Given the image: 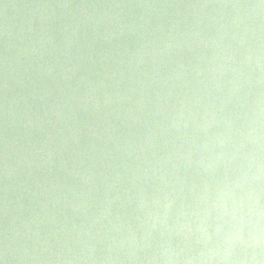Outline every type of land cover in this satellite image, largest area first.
<instances>
[{"label":"clouds","instance_id":"obj_1","mask_svg":"<svg viewBox=\"0 0 264 264\" xmlns=\"http://www.w3.org/2000/svg\"><path fill=\"white\" fill-rule=\"evenodd\" d=\"M28 8L0 32V264H264V0Z\"/></svg>","mask_w":264,"mask_h":264},{"label":"water","instance_id":"obj_2","mask_svg":"<svg viewBox=\"0 0 264 264\" xmlns=\"http://www.w3.org/2000/svg\"><path fill=\"white\" fill-rule=\"evenodd\" d=\"M32 2L33 0H0V32L5 30L18 32L20 29H27L30 21L28 5ZM57 38L59 40L58 31ZM17 88L19 89L20 86L17 85Z\"/></svg>","mask_w":264,"mask_h":264}]
</instances>
